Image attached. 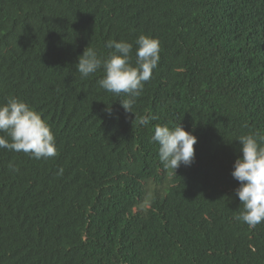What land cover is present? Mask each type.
Segmentation results:
<instances>
[{
  "label": "trees",
  "instance_id": "1",
  "mask_svg": "<svg viewBox=\"0 0 264 264\" xmlns=\"http://www.w3.org/2000/svg\"><path fill=\"white\" fill-rule=\"evenodd\" d=\"M141 34L159 61L126 113L102 70L81 78L76 63L110 39L134 63ZM10 96L41 113L57 155L0 148V264H264V222L234 218L231 175L238 137H264V0H0ZM178 123L197 143L175 174L151 137Z\"/></svg>",
  "mask_w": 264,
  "mask_h": 264
},
{
  "label": "clouds",
  "instance_id": "2",
  "mask_svg": "<svg viewBox=\"0 0 264 264\" xmlns=\"http://www.w3.org/2000/svg\"><path fill=\"white\" fill-rule=\"evenodd\" d=\"M135 62H132L133 44L125 40L110 39L105 43L109 49L106 57L98 55L96 49L85 47L77 58L76 69L81 78L89 77L102 70L99 86L117 97L122 93L126 98L119 102L126 113H133L132 108L143 91L144 84L152 77L153 69L158 65L159 40L144 34L135 40ZM106 111L111 114L110 104ZM155 116L145 114L138 118L140 126L147 125ZM0 148L15 152H24L32 158L55 157L57 149L55 136L50 125L41 113L25 101L10 96L0 103ZM158 147V156L165 168L175 170L181 165L190 166L195 159L194 145L196 136L186 131L179 123L173 127L167 124L155 126L151 137ZM239 151L233 162L232 177L239 182L234 189L242 210L234 217L249 227L255 228L264 222V145L259 133L243 134L237 139ZM13 171H18L10 164Z\"/></svg>",
  "mask_w": 264,
  "mask_h": 264
}]
</instances>
